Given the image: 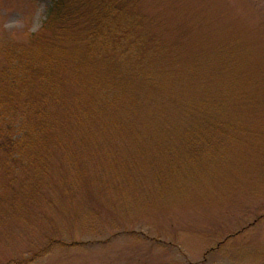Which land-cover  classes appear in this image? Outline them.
Returning <instances> with one entry per match:
<instances>
[{
	"label": "rangeland",
	"instance_id": "obj_1",
	"mask_svg": "<svg viewBox=\"0 0 264 264\" xmlns=\"http://www.w3.org/2000/svg\"><path fill=\"white\" fill-rule=\"evenodd\" d=\"M130 1L164 93L102 99L88 123L47 113L38 170L0 177V264H264V0ZM51 3L0 0V66L49 33ZM89 90L60 83L82 109Z\"/></svg>",
	"mask_w": 264,
	"mask_h": 264
},
{
	"label": "trees",
	"instance_id": "obj_2",
	"mask_svg": "<svg viewBox=\"0 0 264 264\" xmlns=\"http://www.w3.org/2000/svg\"><path fill=\"white\" fill-rule=\"evenodd\" d=\"M133 6L130 0H52L43 22V29H49V33L37 32L27 51H7L8 62L0 66V177L7 176L14 184L18 180L14 172L20 171L27 180L29 173L38 170V148L53 134L46 121L47 113L58 110L64 101L70 108L71 122L88 123L103 112L102 99L104 104L106 99L122 103L130 89L135 91L134 97H139L147 87L154 94L164 93L162 72L155 67L148 72L143 65V35L147 33L134 37L142 19L136 17ZM73 42L79 44L83 60H73V56L68 61L67 46ZM12 53H21L22 61L9 59ZM126 74H136L143 80L145 75L150 78L135 90ZM101 75L104 80L99 78ZM115 75V80H106ZM64 80L75 82L79 93L83 85L90 89L87 108L82 109L76 91L73 99L60 96V83ZM103 90L108 92L101 94ZM157 123L167 124L164 120Z\"/></svg>",
	"mask_w": 264,
	"mask_h": 264
}]
</instances>
